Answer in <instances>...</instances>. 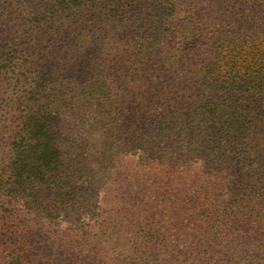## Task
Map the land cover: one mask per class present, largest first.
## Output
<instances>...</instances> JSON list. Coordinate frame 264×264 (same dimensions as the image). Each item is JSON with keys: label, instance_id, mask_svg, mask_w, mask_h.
I'll list each match as a JSON object with an SVG mask.
<instances>
[{"label": "trees", "instance_id": "obj_1", "mask_svg": "<svg viewBox=\"0 0 264 264\" xmlns=\"http://www.w3.org/2000/svg\"><path fill=\"white\" fill-rule=\"evenodd\" d=\"M96 1V65L36 66L39 33L6 65L34 105L4 264H264V0Z\"/></svg>", "mask_w": 264, "mask_h": 264}, {"label": "rangeland", "instance_id": "obj_2", "mask_svg": "<svg viewBox=\"0 0 264 264\" xmlns=\"http://www.w3.org/2000/svg\"><path fill=\"white\" fill-rule=\"evenodd\" d=\"M40 0H0V219L10 215L11 209H16L15 190L16 187L7 185L15 177L18 166L22 159H19V146L22 144L19 133L22 124L26 122L33 113L32 100L21 103V97L26 96L29 90L25 79H20L16 70L6 66L8 62L14 65L18 61V48L26 47L28 41L32 45L39 33V52L34 58L38 61L36 66L46 67H68L71 62L79 63L82 55L96 65L99 54L102 51V44L107 40L99 38L95 33L94 18L100 14L103 3L93 0H53L51 18H48L46 26L31 25L33 32L29 38L21 37L23 16L20 13L24 10L28 14L33 12ZM49 17V16H48ZM5 61V62H4ZM15 68V67H14ZM66 73L58 78L56 89L64 95L60 96L62 105L66 104V93L74 91L79 81L76 76L69 77ZM28 98V96H27ZM30 99V98H28ZM66 111L65 108L62 111ZM106 135V134H104ZM118 135V134H117ZM126 136V133H122ZM108 136V134H107ZM116 133L111 138L114 141ZM106 142V141H103ZM99 159H127L123 151L117 152L113 148H104ZM125 151V150H124ZM99 153L97 148L86 151V155ZM118 155L116 156V154ZM264 158V155H263ZM89 159V158H86ZM251 162H264V159H246ZM10 181V182H9ZM16 201V202H15ZM5 218V217H4ZM2 220H0V226ZM16 221L10 215L9 225L12 232L15 231ZM13 236L6 234L0 229V264H4V248L6 243Z\"/></svg>", "mask_w": 264, "mask_h": 264}]
</instances>
